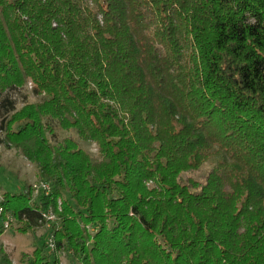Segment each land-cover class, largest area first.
<instances>
[{"label": "trees", "instance_id": "obj_1", "mask_svg": "<svg viewBox=\"0 0 264 264\" xmlns=\"http://www.w3.org/2000/svg\"><path fill=\"white\" fill-rule=\"evenodd\" d=\"M0 144L21 264H264V0H0Z\"/></svg>", "mask_w": 264, "mask_h": 264}, {"label": "rangeland", "instance_id": "obj_2", "mask_svg": "<svg viewBox=\"0 0 264 264\" xmlns=\"http://www.w3.org/2000/svg\"><path fill=\"white\" fill-rule=\"evenodd\" d=\"M28 96L29 101H35L38 98L30 91L29 84L27 88L21 92L13 93L16 97L17 107H21L23 103V94ZM62 136L66 135L60 132ZM80 145L91 153L96 155V147L93 143L82 142ZM213 160L205 163L197 172L191 175L200 180L207 170L212 166ZM187 175V174H185ZM40 180L37 178V170L35 165L27 160L22 153L15 149L0 144V193L21 192L27 185H37ZM34 192V195L41 194V190ZM52 221L50 222V224ZM18 224L16 222L10 223V226L0 234V264H3L2 258L7 257L10 264H21V254L29 253L35 247L47 243L50 236L51 225L43 226L35 230L21 232L17 230ZM48 250H50L48 248ZM60 264H75L73 260L64 253H59Z\"/></svg>", "mask_w": 264, "mask_h": 264}, {"label": "built area", "instance_id": "obj_3", "mask_svg": "<svg viewBox=\"0 0 264 264\" xmlns=\"http://www.w3.org/2000/svg\"><path fill=\"white\" fill-rule=\"evenodd\" d=\"M33 189L35 192H38L39 190H41L47 194L50 190V186L47 182L40 181V183L33 186ZM0 212H1V208H0ZM42 216L48 222L53 221L55 219V213L51 208L48 209L47 211L43 212ZM11 221H12V219L10 217L4 221L3 226L5 229H7L10 226ZM48 246L50 248L54 247V240H53L52 235H50V237L48 238Z\"/></svg>", "mask_w": 264, "mask_h": 264}]
</instances>
